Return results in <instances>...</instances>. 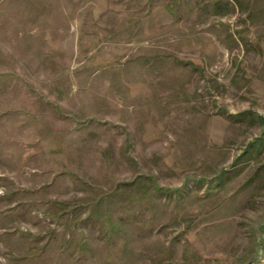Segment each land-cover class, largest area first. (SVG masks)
<instances>
[{"label":"rangeland","instance_id":"rangeland-1","mask_svg":"<svg viewBox=\"0 0 264 264\" xmlns=\"http://www.w3.org/2000/svg\"><path fill=\"white\" fill-rule=\"evenodd\" d=\"M0 264H264V0H0Z\"/></svg>","mask_w":264,"mask_h":264}]
</instances>
